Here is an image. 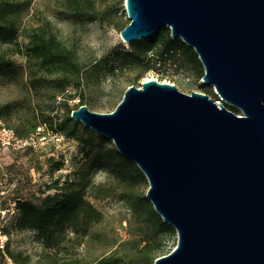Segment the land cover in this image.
I'll list each match as a JSON object with an SVG mask.
<instances>
[{
	"label": "water",
	"instance_id": "obj_1",
	"mask_svg": "<svg viewBox=\"0 0 264 264\" xmlns=\"http://www.w3.org/2000/svg\"><path fill=\"white\" fill-rule=\"evenodd\" d=\"M124 10L123 41L168 27L217 101L150 77L110 112L80 104L69 116L145 176V197L177 236L154 264H264V0H124Z\"/></svg>",
	"mask_w": 264,
	"mask_h": 264
},
{
	"label": "rangeland",
	"instance_id": "obj_2",
	"mask_svg": "<svg viewBox=\"0 0 264 264\" xmlns=\"http://www.w3.org/2000/svg\"><path fill=\"white\" fill-rule=\"evenodd\" d=\"M15 1L21 9L20 28L47 22L75 53L82 71L80 85L65 91L74 93L73 98L57 94L56 77L42 75L27 62L26 40L21 34L17 40L22 52L9 56L10 67H0L1 121L19 127L35 119L43 128L35 149L6 150L0 155V264H93L110 254L120 256L124 260L121 264H154V259L149 261L140 249L145 239H154L152 244L160 245L161 251L156 250V254H166L176 245L177 236L175 230L156 231L153 221L139 217L130 208L125 194L145 196L148 188L145 176V180L139 176L140 169L118 153L110 138H101L80 121L76 120L77 134L87 143L61 132L64 138L57 140L51 129L55 130L66 113L80 105L81 97V104L88 109L110 112L127 86H138L146 77L173 83L186 93L201 91L217 101L213 86H200L202 64L193 63L177 51L161 59L148 53L140 62L116 61L117 69L108 72L113 54L130 48L119 35L128 22L124 0H89L95 16L92 21L71 15L66 10V0ZM4 47L1 45L0 51ZM233 111L241 114L235 107ZM119 166L132 179L118 175ZM77 170L88 171L90 184L85 198L100 213L99 220L85 230L78 224L65 223L55 237L20 228L16 200L38 204L45 194L55 193L48 186L61 184ZM7 249L14 253L13 259L6 254Z\"/></svg>",
	"mask_w": 264,
	"mask_h": 264
},
{
	"label": "trees",
	"instance_id": "obj_3",
	"mask_svg": "<svg viewBox=\"0 0 264 264\" xmlns=\"http://www.w3.org/2000/svg\"><path fill=\"white\" fill-rule=\"evenodd\" d=\"M65 7L74 17L89 21L95 19L93 4L89 0H66ZM20 10L17 1L0 0V47L1 45H6L4 50L0 51V67H10L12 61L9 56L22 52L20 43L17 40L19 34H21L26 40L24 52L27 62L31 63L34 69L42 75L56 77L55 86L57 87V94H65L66 97L73 98L74 93H65V91L67 87H78L80 85L82 65L77 60L75 53L61 42L47 22L36 26H29L28 28H20ZM129 45L130 48L128 50H122L113 54V61L107 66L108 72L113 73L117 69L115 66L116 61L124 59L140 62L144 60L148 53H151L157 59H161L171 56L177 51L193 63H199L193 49L180 38H172L169 28L166 26L160 27L148 39L132 40L129 42ZM96 65L94 66L96 67ZM80 100V104L83 103L82 97ZM223 104L233 111L232 106L224 102ZM78 123L77 121L74 122L69 116V112H67L65 117L58 122L55 130H51L61 132L66 136L74 137L80 142L87 143L86 139L77 134ZM38 125L40 123L34 119L19 127L6 126L12 128L19 137H25L34 132ZM101 138L105 139L104 136H101ZM117 168L118 175L132 179V176L126 175L120 166ZM138 173L140 178L145 180L143 173ZM89 184L88 171L77 170L71 177L65 178L61 184L56 182L53 186H48V188H54L55 193L45 194L40 198L38 204H34L28 200H16L15 208L19 214L17 221L19 227L22 229H34L50 237L58 235L57 231L65 223L78 224L83 230L87 229L100 218L98 210L85 198L86 188ZM125 196L134 213L139 215V217L153 221L152 225H154L153 227L156 231L174 233V228L166 222L161 221L159 215L143 194L135 196L129 192ZM153 241L154 239H145L140 248L149 261L163 254L155 253L156 250H160V245L154 246L152 244ZM6 254L11 259L14 258V253L8 249L6 250ZM123 262L124 260L120 256L110 254L95 260L93 264H121Z\"/></svg>",
	"mask_w": 264,
	"mask_h": 264
},
{
	"label": "built area",
	"instance_id": "obj_4",
	"mask_svg": "<svg viewBox=\"0 0 264 264\" xmlns=\"http://www.w3.org/2000/svg\"><path fill=\"white\" fill-rule=\"evenodd\" d=\"M53 130H51L52 132ZM43 132L42 125H38L34 132L28 136L19 137L12 128L6 126L0 119V155L6 150H19L24 148L35 149L39 143L38 137H41ZM57 140H63V134L55 131L53 134ZM3 237H5L3 235ZM0 246L2 240L0 234Z\"/></svg>",
	"mask_w": 264,
	"mask_h": 264
},
{
	"label": "bare ground",
	"instance_id": "obj_5",
	"mask_svg": "<svg viewBox=\"0 0 264 264\" xmlns=\"http://www.w3.org/2000/svg\"><path fill=\"white\" fill-rule=\"evenodd\" d=\"M146 78H150V77H146ZM146 78H145V79H146ZM169 83H170V82H169Z\"/></svg>",
	"mask_w": 264,
	"mask_h": 264
}]
</instances>
